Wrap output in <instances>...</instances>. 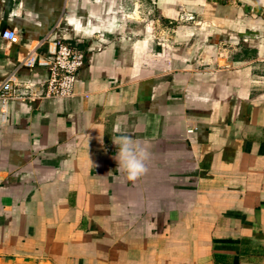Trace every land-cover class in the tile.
<instances>
[{
	"label": "crops",
	"instance_id": "crops-1",
	"mask_svg": "<svg viewBox=\"0 0 264 264\" xmlns=\"http://www.w3.org/2000/svg\"><path fill=\"white\" fill-rule=\"evenodd\" d=\"M56 41L75 96L0 103V264H264V0H0V80Z\"/></svg>",
	"mask_w": 264,
	"mask_h": 264
},
{
	"label": "built area",
	"instance_id": "built-area-1",
	"mask_svg": "<svg viewBox=\"0 0 264 264\" xmlns=\"http://www.w3.org/2000/svg\"><path fill=\"white\" fill-rule=\"evenodd\" d=\"M2 36L12 43H19L16 31L6 29ZM86 61L85 51L77 44L56 41L44 59L29 55L21 66L36 65L48 68L46 78L20 75L17 71L0 80V103L6 107L13 102H41L49 99H71L76 94L78 76Z\"/></svg>",
	"mask_w": 264,
	"mask_h": 264
}]
</instances>
